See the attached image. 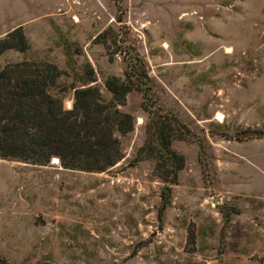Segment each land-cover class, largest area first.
I'll list each match as a JSON object with an SVG mask.
<instances>
[{
	"label": "rangeland",
	"instance_id": "rangeland-1",
	"mask_svg": "<svg viewBox=\"0 0 264 264\" xmlns=\"http://www.w3.org/2000/svg\"><path fill=\"white\" fill-rule=\"evenodd\" d=\"M17 29L28 49L1 54L0 71L58 66L66 109L73 84L95 75L109 100L106 79L135 65L148 97L119 106L135 129L107 172L0 158L5 261L264 264V0H0V41ZM160 116L183 125L173 149L186 160L162 221L165 184L141 156Z\"/></svg>",
	"mask_w": 264,
	"mask_h": 264
},
{
	"label": "trees",
	"instance_id": "trees-1",
	"mask_svg": "<svg viewBox=\"0 0 264 264\" xmlns=\"http://www.w3.org/2000/svg\"><path fill=\"white\" fill-rule=\"evenodd\" d=\"M26 51L22 29L0 41V55L7 50ZM137 67V65H135ZM126 79L111 77L105 86L106 100L93 75L82 86L72 85V109L53 92L62 72L53 64L23 62L0 71V158L37 166H48L54 158L69 171L104 173L124 159L122 138L133 132L135 119L119 106L125 105L133 90L146 77L136 67ZM145 100L148 92L142 91ZM147 108V107H146ZM175 126L180 127L177 129ZM183 125L175 118H153L148 139L141 149L156 163V172L165 187L161 193L159 218L171 206L172 186L179 183L186 160L173 149V142L185 138ZM0 264H9L0 256Z\"/></svg>",
	"mask_w": 264,
	"mask_h": 264
},
{
	"label": "water",
	"instance_id": "water-1",
	"mask_svg": "<svg viewBox=\"0 0 264 264\" xmlns=\"http://www.w3.org/2000/svg\"><path fill=\"white\" fill-rule=\"evenodd\" d=\"M258 135V132L256 131H248V132H244L240 135V138L242 140H247L249 138H253V137H256Z\"/></svg>",
	"mask_w": 264,
	"mask_h": 264
},
{
	"label": "bare ground",
	"instance_id": "bare-ground-1",
	"mask_svg": "<svg viewBox=\"0 0 264 264\" xmlns=\"http://www.w3.org/2000/svg\"><path fill=\"white\" fill-rule=\"evenodd\" d=\"M54 163L59 164V160L57 158L53 159Z\"/></svg>",
	"mask_w": 264,
	"mask_h": 264
}]
</instances>
